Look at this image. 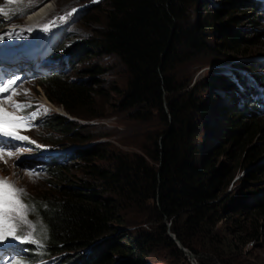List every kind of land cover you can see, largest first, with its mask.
<instances>
[{"label":"trees","instance_id":"1","mask_svg":"<svg viewBox=\"0 0 264 264\" xmlns=\"http://www.w3.org/2000/svg\"><path fill=\"white\" fill-rule=\"evenodd\" d=\"M200 1L101 0L95 8V13L104 16L103 24L74 51L77 61L84 62L85 53L88 57L117 61L126 77V87L120 92L122 110L131 111L144 122L158 116L163 125L154 134L151 149L123 155L107 150V143L89 145L77 149L69 165L49 168L47 180L57 196L50 190L38 192L41 193L38 197H26L31 202V205L26 203L30 216L37 213L45 227L46 255L67 256L68 264H145L161 257L155 247L163 245L171 256L187 260L171 234L189 254L200 257L207 243L209 253H226L222 264H235L229 259V251L218 248V236L214 232L222 220L214 201L229 181L223 176L229 171L217 170L216 160L219 154L247 151L250 154L247 164L252 163L258 151L253 141L261 130V123L255 118L263 114L264 102L249 85H245L249 89L243 97L235 95L236 104L225 108L221 119L222 134L217 138L221 137L226 147L220 153L217 147L196 142L199 124L188 115L194 109L209 113L213 104L207 103L205 108L198 106L195 98L182 93L186 85L176 83L172 72L187 62L216 58L223 50L239 52L243 38L238 28H233L238 26L231 11L243 7L255 13L264 12V0L250 3L230 0L227 4L230 9L224 14L230 22L225 26H220L222 16L214 10L206 13L210 22L204 18L198 20L200 16L196 12L199 17L195 23L190 11L199 10ZM5 4L0 0L1 7ZM250 22L255 24V17ZM215 27H219L225 44L217 49L207 34L215 31ZM91 72L96 76L105 73L98 67ZM232 73L236 78L241 76L235 71ZM218 78L227 83L222 75ZM257 78L264 85V73H259ZM39 81L46 98L77 120L85 119L81 112L89 110L94 98L102 94L99 79L86 85L52 74ZM210 122L205 124L204 131L210 129ZM45 126L65 140L88 142L80 134L84 126L73 119L53 115ZM52 143L60 144L59 141ZM26 146L31 145L27 142ZM263 154L259 152L257 158ZM72 169L79 176H70ZM51 179L55 182L51 183ZM237 200L233 198L224 208L232 207ZM259 200L253 212H264V199ZM129 214L145 222L133 223ZM235 221L232 231L246 233V237L236 236L238 243H245L256 235L255 227L244 231L238 220ZM144 223L147 226L141 227ZM114 224L126 228L118 232ZM217 250H220L218 254ZM198 264L207 262L199 259Z\"/></svg>","mask_w":264,"mask_h":264},{"label":"rangeland","instance_id":"2","mask_svg":"<svg viewBox=\"0 0 264 264\" xmlns=\"http://www.w3.org/2000/svg\"><path fill=\"white\" fill-rule=\"evenodd\" d=\"M5 1H8L5 5L11 7L14 4L13 8L17 7V11L15 13L13 12L14 15H11L10 24H13L12 22L16 20V23L25 25L32 24V22L27 20L30 14L32 15L35 11H39L43 4H52L44 19L37 24H32L31 28H34L36 25H40L39 30H45L48 27L52 29L57 27L59 30L56 29L57 31L54 35L60 33L57 41H60L61 47L70 46L74 51L79 43L87 41L92 37L91 33L98 25L103 24L102 18L104 16L101 13H95V8L103 2L101 0H37V6V2L30 5L34 0ZM229 1L202 0L200 1L199 10L196 9L195 11L194 8V13L190 11V16L195 18V23H197L199 16L198 20L204 18L206 22H210L209 17H206V13L214 10L218 15L222 16L220 26H225V24L230 22L229 18L224 15L225 11L230 9L227 6ZM246 1L250 3L252 0ZM201 5L202 8L200 9ZM32 6H36L33 11L25 16L21 15L24 8L27 7L28 10ZM75 8H78V12L76 15H73L70 12ZM196 12L199 14L198 17H196ZM231 14L237 18L236 26L238 27L233 28H238V32L243 38L242 46L238 49L239 52L223 50L219 56L216 58L213 57L214 59L210 58L209 60L187 62L177 66L172 72L176 83L182 87L186 85L182 89V93L184 95L189 94L192 98H195L198 106L205 108L207 103L213 104V109L209 113L203 114L194 109L189 111L188 115L193 122L199 124L196 128L198 135L196 142L203 146L208 144V146L217 147L220 153L226 147V145H222L221 143L222 138H217L222 134L221 119L223 118L225 108H232L233 104H236L235 100H233L235 95L239 94L240 97H243L244 92L249 88L252 89V86L259 90H264L257 85V83H260L259 78H257L258 74L261 72L264 73V12L255 13L248 8L241 7L232 9ZM3 17L0 15V21L6 20ZM251 17H255V24L250 22ZM52 19L57 22V25L53 23ZM189 21L193 23V20ZM218 28L215 27V31H209L207 33L210 37V43L216 49L220 46H225L221 40ZM19 33L21 31L18 29L0 31V35L4 37ZM22 34L24 33L18 36H22ZM30 34L35 36V30L31 29ZM29 37L31 36L28 35L26 40H29ZM35 44L41 46L37 42ZM41 48L44 47L41 46L39 49ZM85 56L86 60L84 62L77 61L74 58L72 70H68L67 66L64 67V78L68 80L85 83L86 85H91L94 79H99L100 81L99 86L101 87L100 92L102 94H98L94 98L93 104L88 107L89 110H83L81 112L85 115V119L77 120L69 116L61 106L48 101L44 96L43 88H41V82L39 81L41 77L29 79L28 82L20 86L21 88L18 90L15 99L27 102L25 105L22 104V106H19L18 113L30 117L33 123L30 129L23 132L24 137H27V142L31 143L33 147H40L41 144L39 141L55 140L68 146L66 149H70L71 151L74 149V146L82 150L89 145L97 146L107 143V150L120 152L123 155L126 153L142 152L144 150L143 148L151 149L154 134L163 125L159 117L155 116L150 118L149 122H144L135 118L131 111H123L120 105V92L126 87V77L122 67L115 60H109L100 56L98 58L95 56L88 57L87 53H85ZM222 63H231L229 69L224 71L225 73L214 69V67H220ZM97 67L104 70L105 73L100 76L94 75L91 70L94 71ZM50 70H53V68ZM228 71L231 72L228 73ZM232 71L241 74V76L236 78V75ZM218 75L225 77L227 83L218 81ZM251 78L255 83L253 81L251 82ZM245 85H249V88L246 89ZM261 101L263 102L262 99ZM32 103L37 104L41 109H37L36 107L32 108ZM5 107L8 111L10 110L9 106L6 105ZM51 114L63 115L82 124L84 127L81 128L80 134L88 142L81 143L65 140L60 134L51 133L50 130L42 129L39 125L34 128V122L38 116L44 115L43 120L46 116H51ZM92 116H95V118ZM255 119L261 123V130L258 133V137L253 141V144L258 146V151L254 153L252 163L247 164L248 157L250 156L247 151L245 153L240 151L236 154H233V152L224 155L219 154L216 160L217 170L220 172L224 170L229 171L223 175L224 180L229 181L220 190L217 200L214 201V204L217 205V209L222 215V220L216 224L214 232L218 236V248L224 252L229 251V259L234 261L235 264H264V212H253V209L256 207V200L260 199L262 202L264 199V154L257 158L259 152L263 151L264 153V114L256 115ZM209 121H212L209 123L210 129L204 131V126ZM24 141L22 140L23 143H25ZM50 148L53 147L51 146ZM8 151L12 152L13 156H8ZM22 151L30 152L31 150L24 149L20 146L10 150L4 149L3 153L0 154V179L6 181L13 188L22 190V192L17 194L16 198L23 205V207H20V205L13 204V208L18 209V211L4 212L1 219L3 223H0V228H3L5 224L16 226V236L23 237L24 240L27 238V241L33 242L36 246L34 252L42 256L43 251L38 246L45 243L42 239H46L44 237L45 227L41 225V219L38 218L37 213L30 216L25 203L31 205V202L26 197H38L43 192H49L51 190L49 186L50 181L47 180L48 175L46 174L42 177L30 178L23 172V165L16 163L21 157L19 154ZM60 158L63 160V164H67V160L64 157ZM233 170L234 172H232ZM71 171L73 169L69 171L70 176H79V172ZM224 180L223 182H225ZM73 181L76 182L77 180ZM54 182L55 180L51 179V183ZM51 191L57 196L55 190ZM233 198L238 199L235 202L236 204L231 205L232 207L224 208L225 204H228ZM225 216L227 219L224 218ZM129 217H133V223L142 220L141 217H136L133 214H129ZM235 220H238L240 227L244 231H250L255 227L256 235H253L249 241L246 239L245 243H238L236 236L246 237V233L240 234L237 231H232L234 229L233 223H236ZM25 221L27 223H24ZM142 222H145V220H142ZM27 224L31 225L34 229L35 237L31 236V226ZM166 225L169 226V223ZM23 226L24 228H22ZM140 226L145 227L147 224L144 223ZM114 227H116L118 232L126 228L125 225L118 226V224H114ZM149 230H152V228H149ZM36 234H38L37 237ZM9 237L12 238V236ZM205 244V247H203L204 254L198 257L191 253L190 256L187 255V260H183L178 255L173 257L170 255L171 253L167 250L166 246L157 245L155 248L161 257L158 259L152 258L145 264H198L199 259L204 260L207 264L224 263L227 257L226 253H222L221 255L209 253L211 250L207 251L208 244ZM100 245L104 246L103 243ZM220 250L216 251L217 254ZM52 257L57 256L50 255L43 260L49 261ZM119 262H123V259H120Z\"/></svg>","mask_w":264,"mask_h":264},{"label":"clouds","instance_id":"3","mask_svg":"<svg viewBox=\"0 0 264 264\" xmlns=\"http://www.w3.org/2000/svg\"><path fill=\"white\" fill-rule=\"evenodd\" d=\"M3 2H4V0H3ZM37 2V0H34L30 5H32V4H35ZM38 5V2H37V4H36V6ZM36 6H32L31 7V9L29 10V11H27V9L26 10H23V12L21 13V15H23V16H25V15H27L29 12H31V11H33L34 9H35V7ZM1 7V6H0ZM3 7H7V8H11V7H13V5L11 6V7H9V6H7V5H5V6H3ZM6 8V9H7ZM14 9H16V8H14ZM78 8H75V9H73V11H71L70 13H72L73 15H76L77 14V12H78V10H77ZM16 11H17V9H16ZM12 14H5V13H3L2 14V16H4L3 18L4 19H6V20H4V21H0V31L1 30H6V29H8V28H11V27H13V24H10L11 23V21H10V18L12 17L11 16ZM53 20V23L55 24V25H57V22L54 20V19H52ZM3 23V24H2ZM13 23V22H12ZM14 23H16V20L14 21ZM10 24V25H9ZM18 24V23H17ZM27 24V23H26ZM19 27H27V28H31L32 27V24H27V25H25V24H19L18 25ZM37 27H40V25H36V26H34V28H31V29H36ZM41 31H47V28H46V30H41ZM36 39H41V40H44V41H46L45 40V35H40V36H38ZM80 44V43H79ZM79 46V45H78ZM78 46L76 47V51H77V48H78ZM37 47H39V45H37V44H35L34 45V48H35V50H37ZM59 49H61L63 52H67V53H69L68 55V57L66 56V55H64L62 58H61V60H58L57 62H58V65L56 66L55 65V63H50L49 65L48 64H44V68H45V70H48V71H52V70H50L51 68H53V70H57V69H60V71L61 72H54V73H51L50 75H52V74H59V75H62V77H65V74H64V72H65V69H64V67L65 66H67L68 67V70H72V68L73 67H71V65L70 64H72V66L74 65V58L76 59V60H78V58H76L75 57V54H74V49H72L70 46H66V47H61V45H60V48ZM70 50V51H69ZM34 51V50H33ZM33 51H29V50H27L25 53H30V52H33ZM45 56L46 57H48V55L47 54H45ZM60 56V55H59ZM61 57V56H60ZM23 62V59H22V56H20L18 59H16V65L17 64H21ZM2 67H5V68H9V66L7 65V63H2ZM215 70H217V71H220L219 69H215ZM221 73H225V72H223V71H220ZM50 75H47V76H50ZM47 76H45V77H47ZM43 78V77H42ZM41 79V78H40ZM28 82V81H27ZM26 83V82H25ZM24 84V83H23ZM21 87L19 86L18 87V90L20 89ZM18 90H17V92H18ZM17 92H15L13 95H11V97H10V99L12 100V102L16 105V107H17V105H19V106H22V104H26V102L27 101H18V100H16L15 99V97H16V94H17ZM45 96V95H44ZM45 98H46V96H45ZM47 99V98H46ZM48 100V99H47ZM49 101V100H48ZM52 103V102H51ZM33 104V107L32 108H34V107H36L37 109H41V107H38V105L37 104H34V103H32ZM60 106V105H59ZM27 108V107H26ZM18 112V111H17ZM54 114H51V116H53ZM58 116H63V115H59V114H57ZM18 116H20V117H24L25 115H23V114H20V113H18ZM51 116H46L43 120H42V118L44 117V115H41V116H38L37 118H36V121L34 122V128H36L37 127V125H39V127L40 128H42V129H45V130H50V132L51 133H53V131L51 130V129H48V128H46V126H45V124H46V122L49 120V118L51 117ZM63 117H65V116H63ZM65 118H68V117H65ZM69 119V118H68ZM42 120V121H41ZM33 126V123L31 122V124H30V127L28 128V129H30L31 127ZM34 128H32V129H34ZM27 129V130H28ZM31 129V130H32ZM27 130H22V134H23V136H24V133L23 132H25V131H27ZM50 137H51V135H50ZM55 139V138H54ZM53 141H55V140H53ZM25 143H23V142H21V144L18 146V147H20V146H22L24 149H29V150H31L30 152H25V153H27V154H31L29 157H31V159L30 160H33L34 159V157H37V156H47V163H46V167L47 166H49V160H51V162H50V164H54V166H66V165H69V163H70V160L71 159H74L73 158V156H72V154H74V152L77 150V149H80L79 147H76V146H74V149L71 151L70 149H66L68 146H65V145H63V144H58V145H56V144H54V143H52V141H39V143L41 144V146L40 147H33L32 146V144L31 143H29L31 146L30 147H28V146H26V143H27V140H25L24 141ZM53 147V148H50V147ZM55 147H57V148H55ZM58 149V150H57ZM25 157L26 156H23V158H22V160L19 162V164L20 165H23V167L25 168V163L26 162H24L25 160ZM60 157H64L67 161V164H63V160L60 158ZM31 161H28V163H30ZM18 164V163H17ZM23 172L28 176V177H30V178H32V176H30V175H28V173L25 171V169H23ZM49 175V171H46L45 173H44V175ZM34 175V174H33ZM43 175V176H44ZM37 177H42V175L41 176H35V177H33V178H37ZM40 179H42V178H40ZM46 180V179H45ZM27 205V204H26ZM37 236H38V234H37ZM44 241H45V243H42V245H40V246H38V247H40V249H42V251L43 250H45L46 249V239H44V238H42ZM25 248V250H29V245H27L26 247H24ZM35 248H36V246H35ZM52 255V254H51ZM56 256H59V255H56ZM23 257V256H22ZM61 257H63V256H61ZM63 258H65V259H68L67 258V256L66 257H63Z\"/></svg>","mask_w":264,"mask_h":264},{"label":"snow or ice","instance_id":"4","mask_svg":"<svg viewBox=\"0 0 264 264\" xmlns=\"http://www.w3.org/2000/svg\"><path fill=\"white\" fill-rule=\"evenodd\" d=\"M17 108H19V105H17ZM12 119L15 120L16 118L12 117ZM13 136L17 141L27 139V137L16 135L15 133L10 131H3V137H13ZM7 155L12 156V152H8ZM4 189H7V191L5 192ZM20 192H22V190L13 188L11 185L7 184L6 181H0V209H2L5 212L18 211V209L13 208L12 206L13 204L20 205V207H23V205L20 204L19 199L16 198L17 194ZM0 223H3V221L0 220ZM24 223L27 222L25 221ZM16 230H17L16 226H13L11 224H5L3 228H0V242H3L8 236H12L16 239H19V237L16 236ZM24 242H27V238H25Z\"/></svg>","mask_w":264,"mask_h":264},{"label":"bare ground","instance_id":"5","mask_svg":"<svg viewBox=\"0 0 264 264\" xmlns=\"http://www.w3.org/2000/svg\"><path fill=\"white\" fill-rule=\"evenodd\" d=\"M43 5H44V7H43ZM41 7V9L38 11H35L34 12V14L32 13V15L30 14L29 15V17H28V21L29 22H32V24H37V23H39L41 20H43L44 19V17L47 15V13H48V11L50 10V8L52 7V4H50V3H47V5L46 4H43ZM40 8V7H39ZM57 30H59V29H57ZM56 30V31H57ZM55 31V32H56ZM54 32V33H55ZM60 35V33L58 34H55V35H53L54 36V38L57 40L58 39V36ZM43 41V42H42ZM41 41V39H37L36 41H35V43L37 42L38 44H41V46H42V44H45L47 41H44V40H42ZM41 46H39V47H37V49H39ZM5 108V110L6 111H8L7 110V108L6 107H4ZM1 154V153H0Z\"/></svg>","mask_w":264,"mask_h":264},{"label":"water","instance_id":"6","mask_svg":"<svg viewBox=\"0 0 264 264\" xmlns=\"http://www.w3.org/2000/svg\"><path fill=\"white\" fill-rule=\"evenodd\" d=\"M170 236H171L172 239L176 242L178 248L181 249L186 255H189V256H190V254H189L185 249H183V248L180 246V244L175 240L174 236H172L171 234H170Z\"/></svg>","mask_w":264,"mask_h":264}]
</instances>
